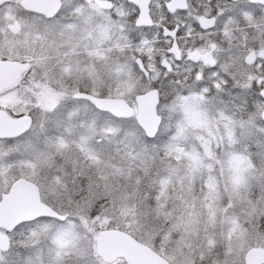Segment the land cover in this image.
Wrapping results in <instances>:
<instances>
[{"label": "snow or ice", "instance_id": "obj_1", "mask_svg": "<svg viewBox=\"0 0 264 264\" xmlns=\"http://www.w3.org/2000/svg\"><path fill=\"white\" fill-rule=\"evenodd\" d=\"M0 264H264V0H0Z\"/></svg>", "mask_w": 264, "mask_h": 264}]
</instances>
